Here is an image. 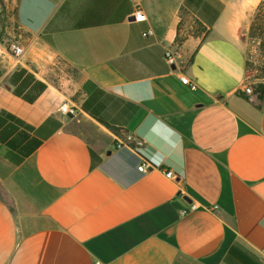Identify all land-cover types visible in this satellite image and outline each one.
<instances>
[{
    "label": "crops",
    "instance_id": "obj_1",
    "mask_svg": "<svg viewBox=\"0 0 264 264\" xmlns=\"http://www.w3.org/2000/svg\"><path fill=\"white\" fill-rule=\"evenodd\" d=\"M261 2L17 1L0 264H264V75L251 78L245 38ZM21 67L46 84L33 103L14 93Z\"/></svg>",
    "mask_w": 264,
    "mask_h": 264
},
{
    "label": "rangeland",
    "instance_id": "obj_2",
    "mask_svg": "<svg viewBox=\"0 0 264 264\" xmlns=\"http://www.w3.org/2000/svg\"><path fill=\"white\" fill-rule=\"evenodd\" d=\"M0 2V75L10 69L14 59L10 55L7 45L13 41H20L22 30L17 21V1L1 0ZM264 2V0H262ZM260 6V5H259ZM259 8V7H258ZM253 15L251 25L258 9ZM256 22L259 29L257 36L250 35V28L246 34L248 65L251 78H261L264 75V6L258 14ZM251 27V26H250Z\"/></svg>",
    "mask_w": 264,
    "mask_h": 264
},
{
    "label": "trees",
    "instance_id": "obj_3",
    "mask_svg": "<svg viewBox=\"0 0 264 264\" xmlns=\"http://www.w3.org/2000/svg\"><path fill=\"white\" fill-rule=\"evenodd\" d=\"M0 2L2 3V1L0 0ZM264 6V2H261L260 6H259V10L257 12V15L255 17V19L252 22V25L250 27V35L252 37L257 36V32L256 30L259 29L258 23L256 22L257 17L259 12L261 11V8ZM11 82L15 85V89H14V93L20 97H22L23 99L33 103L35 101H37V99H39L38 97L42 94V92L45 90L46 88V84L44 82H42L41 80H38L35 78V76L29 72L26 68L21 67L17 70H15L11 76ZM263 88V84L260 83L257 86V90L261 91ZM85 110H88L86 105H83ZM3 113H5L7 118L13 119L15 120L18 125H23L24 127L30 128L31 126L27 123H25V121H23L22 119L16 117L14 114L10 113V112H5L4 110L2 111ZM91 113V115L97 117L98 119H100V121L102 123H104L107 127H109L110 129L117 131L118 128H116L115 126H112L109 122H107L106 120L96 116V114L92 111H89ZM6 119H4L5 121ZM17 125H12V131L17 129Z\"/></svg>",
    "mask_w": 264,
    "mask_h": 264
},
{
    "label": "built area",
    "instance_id": "obj_4",
    "mask_svg": "<svg viewBox=\"0 0 264 264\" xmlns=\"http://www.w3.org/2000/svg\"><path fill=\"white\" fill-rule=\"evenodd\" d=\"M134 16L136 18V20H144L145 19V14L143 13V11L137 7L135 10H134ZM149 32L151 33L152 30H149ZM7 49L10 53V55L12 56V58L14 59V64H17L21 57L24 55L25 51H26V47L21 44L19 41H16V40H13L11 41L8 45H7ZM165 58H166V61L170 64L172 63H175V55L173 54L172 51L168 50L166 51L165 53ZM180 79L182 81V83L188 85L191 89H196L197 88V84L192 81L188 75L182 73L180 75ZM244 91L246 93H252L253 92V88H252V85L251 84H247L244 88ZM60 111L61 113L67 115L69 113L71 114H75L76 113V110L73 106H69L67 103H63L61 106H60ZM127 140H130L131 139V136H127L126 137ZM144 141L142 139H137L136 140V146L137 148H139L141 145H143ZM126 143L125 141H120L118 142L117 144V147H122L124 146ZM138 169L140 171H147L148 170V165L147 163H142L138 166ZM165 171V176L168 177V178H172L174 179L176 177L175 173L173 172V170L171 169H164ZM217 206H215L216 208Z\"/></svg>",
    "mask_w": 264,
    "mask_h": 264
},
{
    "label": "water",
    "instance_id": "obj_5",
    "mask_svg": "<svg viewBox=\"0 0 264 264\" xmlns=\"http://www.w3.org/2000/svg\"><path fill=\"white\" fill-rule=\"evenodd\" d=\"M130 19H134V16H132ZM69 115L72 116L73 114L69 113ZM183 198L189 202L192 201L187 195H184Z\"/></svg>",
    "mask_w": 264,
    "mask_h": 264
}]
</instances>
